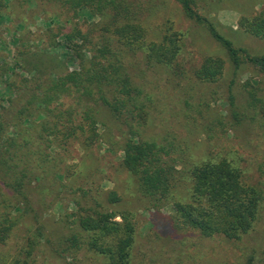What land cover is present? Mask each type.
Instances as JSON below:
<instances>
[{"label": "trees", "instance_id": "obj_1", "mask_svg": "<svg viewBox=\"0 0 264 264\" xmlns=\"http://www.w3.org/2000/svg\"><path fill=\"white\" fill-rule=\"evenodd\" d=\"M53 1L73 17L82 10L99 16V22L89 28L97 34V40L87 48L91 54L88 57L83 47L91 44L90 32L85 34L77 27L69 29L64 39L83 44L63 47L72 60L77 61L78 69L55 80L42 81L39 76L32 95L13 116L17 123L13 124L8 115L0 112V249L6 246L13 229L25 216L31 214L36 222L34 232L26 237L15 257L0 252V264H29L40 239L48 241L44 234L46 228L36 213L44 206L36 203L43 190L53 191L54 182L59 185L57 189H66L63 181L72 174V166L66 167L65 173L54 169L66 160V150L73 143L83 148L108 144L113 153L118 150L119 167L135 178L137 192L148 201L149 208L158 210L172 206L173 214L165 225L173 231L171 234L189 230L203 238L241 239L253 228L264 203L263 190L250 183L240 168L241 158L234 153H219L190 162L184 158V151L177 154L173 142L148 141L139 131L148 120L153 102L148 93L132 81L124 58L127 54L142 52L148 69L159 67L168 70L173 79L181 78L185 73L179 59L185 45L183 36L166 22L169 26L162 30L160 38L150 40L151 26H147L140 15L148 7L135 0ZM175 1L192 26L224 50L233 72L225 99L229 112L218 125L222 133L231 131L246 141L249 136L242 135L244 129L240 131L234 126L253 120L259 112L264 114V100L257 95L258 88L246 82V92L248 86L251 90L242 104L237 103L233 88L244 66L264 75V55H253L245 48L236 47L219 32L213 21L196 9L195 0ZM1 9L5 15V11H9L7 6ZM238 27L249 36L264 38V13L242 16ZM107 37L119 46L109 44ZM224 68V58L207 55L191 74L199 83L214 84L222 77ZM8 87L12 86L8 84ZM66 100L71 103L66 104ZM103 111L126 126L127 135L122 141L110 143L98 131V126L106 128L99 120L103 118ZM60 152L63 155L56 156ZM51 161L53 169L49 171L46 166ZM184 184H187V201L175 200L174 192ZM93 186L96 185L78 187L77 193L71 189L72 196L68 200L79 210L66 214L65 218L70 215L74 218L70 225L77 231L59 240L63 245L61 251L85 246L97 256L96 264H133L131 252L136 230L131 214L100 207L91 192ZM96 187L100 189L101 184ZM104 194L109 204L120 201L115 191ZM34 196L36 199H31ZM59 200L54 203H60Z\"/></svg>", "mask_w": 264, "mask_h": 264}, {"label": "rangeland", "instance_id": "obj_2", "mask_svg": "<svg viewBox=\"0 0 264 264\" xmlns=\"http://www.w3.org/2000/svg\"><path fill=\"white\" fill-rule=\"evenodd\" d=\"M135 2L148 7L140 15L145 24L151 26L150 40H158L162 30L169 26L166 22H169L185 41L179 57L185 71L181 78L173 79L168 70L159 67L148 69L143 63L142 52L127 54L124 58L132 81L148 93L153 102L146 124L139 129L143 138L158 144L166 140L173 142L177 154L184 151V158L190 162H199L208 155L234 153L241 158L239 166L246 179L264 193V114L259 112L253 120L234 126L240 131L244 129L242 135L249 136L246 141L242 137L237 138V134L231 131L222 133L218 125L229 112L225 99L233 72L224 50L192 26L175 0ZM6 6L9 11H5V15L1 8ZM195 7L213 21L219 32L236 47L245 48L253 55H264V38L249 36L238 27L242 16L264 13V0H195ZM98 22L99 16L87 10L73 17L53 0H0V106L5 109L0 108V112L8 115L13 124L17 123L13 116L32 95L39 76L42 81L55 80L77 70V61L74 62L63 47L83 44L78 40L67 42L63 35L74 27L87 34L91 24ZM96 35L90 32L88 40L91 44L83 47L88 57L91 54L87 48L96 43ZM106 41L117 46V42L109 37ZM207 55L220 56L225 60L223 75L214 84L199 83L191 74L192 69ZM246 82L258 88L257 95L264 100V75L250 66H244L233 88L237 103L242 104L246 93L251 90L248 86L246 92ZM8 84L12 86L9 89ZM65 102L69 104L71 100ZM243 112L253 114L249 110ZM102 117L99 120L106 128L98 126V131L104 139L110 143L122 141L127 135L124 133L126 126L107 111H103ZM115 147L116 150L118 147ZM62 155L63 152L56 153V156ZM65 156L66 160L54 171L65 173L66 167L72 166V174L63 181L66 189H57L59 185L54 182L52 192L43 190L40 199L38 197L36 204L41 203L44 207L36 213L46 228L43 232L48 241L40 239L29 264H96L97 256L85 246L62 252L63 245L59 242L77 231L70 225L74 218L71 215L65 218L66 214L79 210L68 200L72 196L71 189L77 193L78 187H88L91 183L96 186L101 184L100 189L93 186L91 191L100 207L131 214L136 230L131 252L133 264H264V203L253 228L239 240L203 238L189 230L171 234L173 231L165 225L173 214L172 206L158 210L149 208L148 201L137 192L135 178L119 167L121 155L118 150L113 153L108 144L83 148L73 143ZM46 167L52 170V161ZM108 191H115L120 201L107 203L104 193ZM173 196L175 200L187 201V184L178 188ZM32 198L36 199L35 196ZM58 198L60 203H54ZM32 219L31 214L25 216L0 252L16 256L26 237L36 228Z\"/></svg>", "mask_w": 264, "mask_h": 264}]
</instances>
